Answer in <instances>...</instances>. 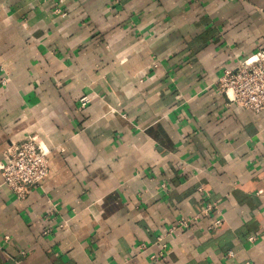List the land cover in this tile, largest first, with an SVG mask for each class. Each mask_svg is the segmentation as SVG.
<instances>
[{"label": "crops", "instance_id": "crops-1", "mask_svg": "<svg viewBox=\"0 0 264 264\" xmlns=\"http://www.w3.org/2000/svg\"><path fill=\"white\" fill-rule=\"evenodd\" d=\"M58 5L0 0V161L37 136L51 170L24 200L0 175V264H264V112L216 90L264 0ZM207 202L221 227L173 230Z\"/></svg>", "mask_w": 264, "mask_h": 264}, {"label": "built area", "instance_id": "built-area-1", "mask_svg": "<svg viewBox=\"0 0 264 264\" xmlns=\"http://www.w3.org/2000/svg\"><path fill=\"white\" fill-rule=\"evenodd\" d=\"M58 6L66 0H56ZM55 15L64 17L66 14L60 9L54 11ZM7 79H2V85L7 84ZM217 92L223 94L229 104L237 108L258 115L264 112V47L257 49L250 57L241 61L235 68L222 72L217 82ZM81 107L90 103L88 97L80 100ZM49 150L37 136H28L22 142L5 150L0 161V175L2 184L14 195L17 200L26 199L33 189L41 187L48 178L51 170L49 164ZM198 192L208 195L201 187ZM214 214L215 220L209 229L222 226L223 220L214 203H205L200 212L189 218H180L173 230H189L202 216ZM47 230L44 234L49 233ZM163 237L158 238L162 258L167 246ZM248 241L255 243L257 236H250ZM232 254L230 253V256Z\"/></svg>", "mask_w": 264, "mask_h": 264}]
</instances>
